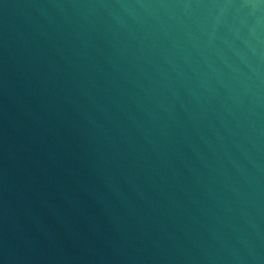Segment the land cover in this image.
Here are the masks:
<instances>
[{
	"label": "water",
	"instance_id": "1",
	"mask_svg": "<svg viewBox=\"0 0 264 264\" xmlns=\"http://www.w3.org/2000/svg\"><path fill=\"white\" fill-rule=\"evenodd\" d=\"M0 264H264V0H0Z\"/></svg>",
	"mask_w": 264,
	"mask_h": 264
}]
</instances>
